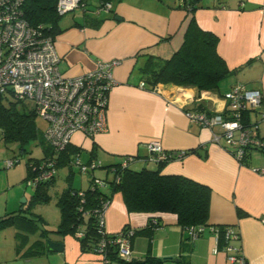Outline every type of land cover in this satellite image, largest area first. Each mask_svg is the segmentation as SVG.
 Wrapping results in <instances>:
<instances>
[{"label":"crops","instance_id":"obj_1","mask_svg":"<svg viewBox=\"0 0 264 264\" xmlns=\"http://www.w3.org/2000/svg\"><path fill=\"white\" fill-rule=\"evenodd\" d=\"M181 3L182 0H110L109 10H99L98 0L93 8L81 4L78 17L59 23L63 30L54 36V47L64 76L89 72L98 60L120 61L112 69L115 84L108 97L106 130L92 139L77 132L71 145L80 149L85 163L95 146L92 159L100 166L94 175L100 178L106 175L105 166L118 163L124 155L146 156V144L151 140L160 141L165 150L195 149L181 159L169 161L161 173L183 175L207 185L211 192L208 224L227 225L239 234L238 239L229 240V251L225 245H218L211 227L190 240L174 213L128 212L122 195L115 192L104 212L108 233H117L125 225L143 228L149 218L159 223L151 231L133 236L131 259L151 254L162 259L172 257L163 260L164 264H183L181 260L188 264H228L230 253L242 255L246 264H264V173L258 171L264 166V156L249 150L244 163H240L224 140L220 145L214 143L208 128L187 119L186 109L221 108L220 96L171 83L154 88L145 83L141 87L144 81L136 71L143 55L169 58L183 43L194 16L202 29L217 35L219 55L229 69H236L225 79L228 87L224 91L241 82L247 88L260 90L264 99V0H202L203 6L192 16ZM143 166L155 169L157 164H132L134 169ZM73 174L69 176L70 183L74 181ZM86 179L88 186L87 175ZM103 191L109 194L107 187ZM36 239L28 240L19 249L13 246L7 252L10 256H2L3 261L0 257L1 264H104L100 255L82 252L78 239L71 235L49 236L63 244L59 252L25 255Z\"/></svg>","mask_w":264,"mask_h":264},{"label":"trees","instance_id":"obj_2","mask_svg":"<svg viewBox=\"0 0 264 264\" xmlns=\"http://www.w3.org/2000/svg\"><path fill=\"white\" fill-rule=\"evenodd\" d=\"M57 1L23 0L20 7L21 13L29 24L34 27L41 25L43 30L54 37L63 30L59 24L63 15L57 12ZM99 2L101 7L110 0H99ZM201 2L202 0H182L181 7L192 16L198 8L203 6ZM80 3L86 4L85 0H81ZM217 42V35L202 29L192 16L184 34L183 43L169 58L143 55V60L136 71L144 84L147 83L152 88L159 84L171 83L181 87H195L198 92L210 91L222 97L224 93L220 92L221 82L234 74L236 69L228 68L217 51ZM27 103L11 95L0 96V140L5 145L16 144L22 153L30 152L29 146L33 142L42 147L44 155L41 159L28 158L27 160L26 180L32 179L41 172L42 162L52 157L56 170L59 166L66 165L71 176L74 169L73 159L79 155L80 149L70 143L62 151H54L37 127L35 120L38 116L34 106L30 108ZM94 150L95 146L90 151L89 162L93 161ZM193 151L196 150H184L183 155ZM166 153V159L156 161L149 159V153L144 157L124 155L118 163L105 166V177L95 176V169L86 174L89 181L86 188H75L70 183L59 198L60 222L55 228H46L40 216L31 212L28 216L24 213V208L0 217V227L13 224L29 232L38 231V238L25 251L27 256H41L47 253L49 249L45 240L47 241L50 235L55 234L75 236L82 252L90 251L100 255L101 261V254L104 252L107 260L104 264L112 262L164 264L162 258L151 254H147L142 259H124L118 255L116 233L103 231L98 212L109 203L111 194L119 192L128 212L174 213L177 224L187 233L188 239L192 240L191 235L188 234L190 229H195L200 236L202 234L198 231L200 227H213L218 233V245H225L228 241L224 239V231L228 226L209 225L207 222L211 193L209 187L183 175L162 174L161 170L165 164L178 159V150H166ZM246 156L241 163H244ZM124 160L127 161L126 165H122ZM135 161L153 162L157 164V167L150 169L143 166L140 169H134L132 164ZM108 175L111 177L108 178ZM95 178L101 179L104 185L101 187L95 184ZM54 182L55 175L51 179L38 182L35 185L36 192L42 193ZM104 187H107L109 194L103 191ZM33 197L36 196L33 195ZM43 197L47 198L45 193ZM158 224L155 218H149L143 228L137 229L125 225L122 232L129 229L133 231L130 236L131 245L134 235L149 232ZM78 232H81L80 236L77 235ZM27 241V235H24L17 240L16 248L23 247ZM101 241L105 242L102 252L99 251ZM181 263L188 264L183 260Z\"/></svg>","mask_w":264,"mask_h":264},{"label":"built area","instance_id":"obj_3","mask_svg":"<svg viewBox=\"0 0 264 264\" xmlns=\"http://www.w3.org/2000/svg\"><path fill=\"white\" fill-rule=\"evenodd\" d=\"M23 0H0V96L11 95L16 99L33 102L37 116L46 123L43 137L56 152L62 151L72 142V137L79 132L92 139L96 134L106 130L108 97L114 86L112 69L119 60H98L95 69L76 76H64L60 70V57L54 47V37L42 29L28 23L21 13ZM81 0H58V14L78 8ZM110 2L103 4L99 10H109ZM141 87L144 82L140 83ZM223 106L217 109H186L187 119L201 127L208 128L212 141L216 144L224 140L230 147L231 155L240 163L249 150H258L264 156V99L258 89L247 88L236 82L220 97ZM246 114V117H245ZM151 161L166 159V150L160 141L151 140L146 144ZM175 155V154H174ZM178 151V159L183 157ZM247 157V156H246ZM53 158V157H52ZM42 162V171L36 174L30 183L37 184L56 175L54 158ZM18 160L5 161L6 167H12ZM74 166L81 173L88 174L99 166V162L85 163L80 155L73 159ZM124 160L122 165H126ZM264 173V166L258 169ZM95 184L103 186L104 182L94 179ZM108 204L98 212L99 223L105 230L104 212ZM217 239L218 233L215 228ZM205 228H199L203 233ZM107 232V231H106ZM133 231L116 233L118 255L124 259L131 256L130 236ZM188 234L192 239L198 237L195 229ZM78 236L81 232H78ZM239 234L231 227H226L224 239L227 251L229 240L238 239ZM102 252L105 242H100ZM102 262L106 263L104 252ZM228 264H246L240 254H228Z\"/></svg>","mask_w":264,"mask_h":264},{"label":"rangeland","instance_id":"obj_4","mask_svg":"<svg viewBox=\"0 0 264 264\" xmlns=\"http://www.w3.org/2000/svg\"><path fill=\"white\" fill-rule=\"evenodd\" d=\"M178 1V0H176ZM90 8L96 7L98 0H85ZM99 8V7H98ZM79 15V8L65 13L60 22ZM228 87V81L224 80L221 83L220 89L224 93V89ZM30 108L33 107V102L27 101ZM36 124L39 131L43 134L46 130V123L41 117H36ZM264 128V125H262ZM30 152L22 153L16 144L5 145L0 140V217L6 213H15L21 208H24V213L29 216V213L36 214L44 220L46 228L57 227L60 222V208L58 206L59 198L64 189L70 184L69 168L66 165H61L56 170V181L43 190L47 198H44V193L36 192V186L26 180L27 176V160L28 158L41 159L44 155L42 147L35 142L31 143ZM255 155L261 157L258 150H253ZM11 158H16L18 161L12 167H6L5 161ZM82 158V157H81ZM85 159V158H84ZM74 179L72 186L75 188H84L87 186L86 174L81 173L77 166L73 169ZM35 195L36 197H33ZM40 223V222H38ZM27 235V240L31 241L38 237L39 233L35 231H26L20 227L9 224L0 227V257L10 256L8 250L16 249L18 239ZM2 257V261H3ZM11 262L16 263L11 258ZM1 261V259H0ZM1 264V262H0ZM22 264V263H17Z\"/></svg>","mask_w":264,"mask_h":264},{"label":"water","instance_id":"obj_5","mask_svg":"<svg viewBox=\"0 0 264 264\" xmlns=\"http://www.w3.org/2000/svg\"><path fill=\"white\" fill-rule=\"evenodd\" d=\"M47 248L50 251L59 252L63 249V244L61 242L53 241L51 239H47L46 241ZM172 257H163V260L165 259H171Z\"/></svg>","mask_w":264,"mask_h":264}]
</instances>
